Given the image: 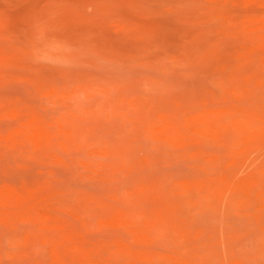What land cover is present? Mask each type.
<instances>
[{"label": "rangeland", "instance_id": "obj_1", "mask_svg": "<svg viewBox=\"0 0 264 264\" xmlns=\"http://www.w3.org/2000/svg\"><path fill=\"white\" fill-rule=\"evenodd\" d=\"M0 264H264V0H0Z\"/></svg>", "mask_w": 264, "mask_h": 264}]
</instances>
